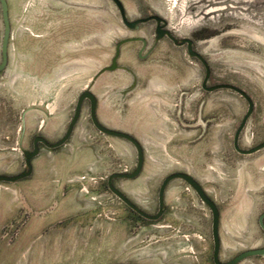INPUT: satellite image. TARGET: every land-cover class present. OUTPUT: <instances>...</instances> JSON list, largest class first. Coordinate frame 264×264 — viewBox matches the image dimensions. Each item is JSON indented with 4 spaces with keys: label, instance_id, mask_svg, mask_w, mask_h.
I'll return each instance as SVG.
<instances>
[{
    "label": "rangeland",
    "instance_id": "rangeland-1",
    "mask_svg": "<svg viewBox=\"0 0 264 264\" xmlns=\"http://www.w3.org/2000/svg\"><path fill=\"white\" fill-rule=\"evenodd\" d=\"M128 21L160 16L176 39H157L156 22L126 28L112 0H6L8 65L0 72V175L25 170L35 137L58 142L84 91L100 124L138 140L140 174L112 184L153 216L173 173L193 177L219 212L220 260L264 248V0H120ZM173 1V2H172ZM170 7L172 12H170ZM3 21L0 6V61ZM112 64L115 68L111 69ZM29 177L0 182V264H213L211 214L182 179L164 191V212L147 220L110 192L107 180L137 165L136 147L92 124L82 103L71 137L38 143ZM238 264H264L254 256Z\"/></svg>",
    "mask_w": 264,
    "mask_h": 264
},
{
    "label": "water",
    "instance_id": "water-1",
    "mask_svg": "<svg viewBox=\"0 0 264 264\" xmlns=\"http://www.w3.org/2000/svg\"><path fill=\"white\" fill-rule=\"evenodd\" d=\"M112 1L116 4V6L119 10L121 22L126 28L135 29V27L140 23H145V22H148L150 20H154L156 22L155 34H156L157 39H160V38L166 36L175 45H186V50H187L188 54L191 57H195L198 60H200L206 69V75H205V78H204L203 83H202V89L203 90L213 91V90L219 89V88H230V89H233L236 92L240 93L241 95H243L246 98V96L243 94L242 91H240L237 88H234L230 85L222 84V85H217V86L207 88L205 85H206V81L208 79L209 70H208V66H207L206 61L202 58V56L199 53L195 52L192 49V41L190 39L183 38V39L178 40L175 37H173L172 34L168 30L165 29L166 21L163 18L155 15V16H150V17H146L143 19H137L135 21L130 22L126 18V14H125V11H124V8L122 6L121 1L120 0H112ZM0 6H1V17H2L3 26H4L3 36H2V41H1V61H0V72H1L8 65V44H9V39H10V23H9V19H8L6 0H0ZM110 68L111 69L115 68V65L112 64V66ZM85 99H87L89 102V115H90L91 122H92L93 126L98 131H100L106 135H109V136L124 138V139L130 141L136 147L137 165H136L135 170H133L129 174H121V173L112 174L108 177V180H107V185H108L110 192H112L119 200H121L125 205H127L129 208H131L134 212H136L141 217H143L147 220H150V221H156L162 216V214L164 212V191H165L167 184L173 179H176V178L182 179L192 188V190L195 192V194L198 196V198L204 203V205L210 211V214H211V234H212V241H213V249H212V262H213V264H238L239 262H241L244 259L254 257V256H263L264 255V248H251V249H248V250L241 252L240 254L236 255L234 258H232L231 260H229L227 262H222L220 260V245H221L220 236H219L220 212H219L216 204L214 203V201H212V199H210V197L206 193L205 189L193 177H191L190 175H188L186 173H179V172L173 173V174H170L169 176H167L162 181V183L159 187V190H158V196H157L158 209H157V212L155 215H153V216L147 215L144 212H142L138 207H136L134 204H132L124 196V194H122L112 184V180L115 178H123V179L130 180V179L136 178L140 174L142 167H143V163H144V152H143L142 146L140 145L138 140L134 139L130 135H128L124 132L116 131L114 129L108 128V127L100 124V122L98 121L97 116H96L97 99H96V96L90 91H84L78 97L73 117H72L63 137L58 142L53 143V144L49 143L47 140H45L44 138H42L40 136L35 137L33 142H32V151H25L24 152L25 170H23L21 173L14 175V176L0 175V182L15 183V182L21 181V180H23V179H25L31 175V173H32L31 161L38 155V153L40 151V149L38 147V143L42 144L44 147H46L48 149H55V148L62 146L64 143H66L69 140V138H70V136L74 130V127H75V125L79 119L82 103ZM252 107H253L252 103L248 100V110H247L246 114L244 115L240 125L238 126V128L234 134V138H233L234 150L236 152H238L239 154H242V155L252 154V153L260 150L261 148H264V142L261 144H258L257 146H255L251 149H248V150H242L238 146L239 135H240L241 131L243 130L248 117L252 113V109H253ZM258 221H259L260 228L264 231V213L259 216Z\"/></svg>",
    "mask_w": 264,
    "mask_h": 264
},
{
    "label": "bare ground",
    "instance_id": "bare-ground-1",
    "mask_svg": "<svg viewBox=\"0 0 264 264\" xmlns=\"http://www.w3.org/2000/svg\"><path fill=\"white\" fill-rule=\"evenodd\" d=\"M172 2H173V1H172ZM169 10H170V12H171V13H173V12H172V9H171V7H170V9H169Z\"/></svg>",
    "mask_w": 264,
    "mask_h": 264
},
{
    "label": "crops",
    "instance_id": "crops-1",
    "mask_svg": "<svg viewBox=\"0 0 264 264\" xmlns=\"http://www.w3.org/2000/svg\"><path fill=\"white\" fill-rule=\"evenodd\" d=\"M72 135V134H71ZM71 137V136H70Z\"/></svg>",
    "mask_w": 264,
    "mask_h": 264
}]
</instances>
